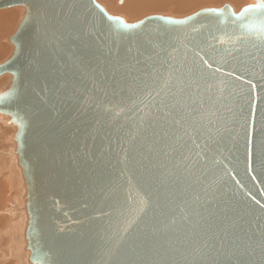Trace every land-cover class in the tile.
<instances>
[{"label": "water", "instance_id": "obj_1", "mask_svg": "<svg viewBox=\"0 0 264 264\" xmlns=\"http://www.w3.org/2000/svg\"><path fill=\"white\" fill-rule=\"evenodd\" d=\"M259 3L127 22L96 0H0L24 10L0 116L30 264H264Z\"/></svg>", "mask_w": 264, "mask_h": 264}, {"label": "bare ground", "instance_id": "obj_2", "mask_svg": "<svg viewBox=\"0 0 264 264\" xmlns=\"http://www.w3.org/2000/svg\"><path fill=\"white\" fill-rule=\"evenodd\" d=\"M96 1L100 5H102L103 8L107 12H109L110 14H112L114 16H121L127 22H136V21L142 19L143 17H146V15H148V14H151V15L160 14V15H164V16L181 18V17H186L188 15H191V14L195 13L196 11L203 9V8H221L226 4L232 6L234 11L238 12L242 7L250 4V2H251V0H96ZM5 9L7 12L0 13V40H2L3 37L5 38V35L6 34L8 35L10 30H14V28L17 27V23H18V21H20L22 15H23V12H24L23 10H21V8L9 10V11L7 10V8H5ZM0 10H3V9H0ZM148 11H156V13L155 12L146 13ZM159 11H163V12H159ZM157 12H159V13H157ZM144 13H146V15H143L142 17L137 18L138 16H140ZM121 14H126L130 18L134 19L133 17H135L136 19L135 20H129L130 18L127 19L126 17H124ZM10 45H11V43H10ZM5 50L7 51V49H5ZM4 54H5V51L2 48L1 41H0V57ZM8 82H9V77L6 75L2 76L0 78V90H3V88L8 85ZM7 129H8V131H7ZM13 134H14V130L10 126H7L6 119L4 117L0 116V142L1 141L8 142V140H9L6 155H10L12 169H14L15 164H17V159L14 157L15 145H14V143H12L13 142V138H12ZM9 145H11V146H9ZM12 146H13V149H11ZM10 149H11V152H10ZM19 176H21V174H19ZM10 181H12V180H10ZM20 189H21V197L20 198L18 197V198L21 200H19L18 204H20V202H21V204H20L21 207L19 209L17 208L16 210L14 208V211H16L15 213L18 214V219H19V215L21 214L20 221L17 225H14V228L11 231H8V232H10V236H11V240H12L9 247H10L11 251L13 250L15 252V254L17 255L16 257H18V258L19 257L22 258L23 255L27 251L25 249V247H26L25 228L27 225V216H26L27 213L25 214L24 211H26V210L24 208L25 206H23V205H25V200H24L25 191H24V184H23L22 180L20 182ZM17 210H18V212H17ZM15 224H16V222H15ZM7 258L8 257H6L5 259H7ZM26 261H28L27 258H26ZM23 262L25 263V260Z\"/></svg>", "mask_w": 264, "mask_h": 264}, {"label": "rangeland", "instance_id": "obj_3", "mask_svg": "<svg viewBox=\"0 0 264 264\" xmlns=\"http://www.w3.org/2000/svg\"><path fill=\"white\" fill-rule=\"evenodd\" d=\"M18 8L19 7H13L12 9L9 8L7 10L9 11V10H14V9H18ZM21 10H23V8H21ZM2 12H7V11H6V9L0 10V13H2ZM149 12H152V13L155 12L156 13V11H148L146 13H149ZM159 12H163V11H159ZM159 12H157V13H159ZM146 13L138 16L137 18H140L143 15H146ZM121 15H123L127 19L130 18L126 14H121ZM148 15H151V14H148ZM148 15H146V16H148ZM133 18L134 19L130 18L129 20H135L136 19L135 17H133ZM18 23H19V21H18ZM18 23H17V25H18ZM15 29L16 28H14V30H10L9 34L5 35V38L8 36L6 39L3 37V39L0 40L1 46L5 51V54L0 57V62L5 60L8 57V55H10V53L12 51L11 50L12 46L10 45V43H8L9 42L8 39L14 33ZM5 49H7V51ZM7 131H8V129H7ZM8 142H9V140H8ZM8 142H6V141L0 142V264H30L28 261H26V258L28 260L29 252L26 251V253L24 254L25 256L23 255L22 258H20V257L18 258V257H16L17 255L15 254V252L13 250L11 251V249L9 247L12 240H11L10 232H8V231H11L14 228V225H17L20 221L21 214L19 215V219H18V214L15 213L16 211H14V208L16 210L17 208L19 209L21 207L20 206L21 202H20V204H18L19 200H21V199H19L21 197L20 182L22 180V182L24 184V181L22 178L21 169L18 166V162H17V164H15V167H14L15 170L12 169L10 155H6L7 146L9 144ZM9 146H11V145H9ZM11 149H13V146L11 147ZM11 149H10V152H11ZM14 157L17 159L15 154H14ZM19 174H21V176H19ZM10 180H12V181H10ZM24 191H25V186H24ZM24 196H25V194H24ZM24 200H25V198H24ZM23 206H25V205H23ZM17 212H18V210H17ZM24 212L26 214V211H24ZM15 222H16V224H15ZM4 257L5 258L8 257L9 259L8 258L5 259ZM24 260H25V263L23 262Z\"/></svg>", "mask_w": 264, "mask_h": 264}, {"label": "snow or ice", "instance_id": "obj_4", "mask_svg": "<svg viewBox=\"0 0 264 264\" xmlns=\"http://www.w3.org/2000/svg\"><path fill=\"white\" fill-rule=\"evenodd\" d=\"M258 8L264 9V0H260L259 5L257 6ZM246 11H251V9H247ZM222 15V14H221ZM175 23H183L181 21H176ZM205 64H207L208 62L205 60L204 61Z\"/></svg>", "mask_w": 264, "mask_h": 264}]
</instances>
